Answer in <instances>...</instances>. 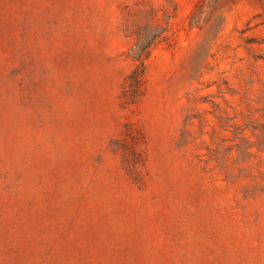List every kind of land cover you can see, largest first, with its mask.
Listing matches in <instances>:
<instances>
[{"label": "rangeland", "instance_id": "obj_1", "mask_svg": "<svg viewBox=\"0 0 264 264\" xmlns=\"http://www.w3.org/2000/svg\"><path fill=\"white\" fill-rule=\"evenodd\" d=\"M0 264H264V0H0Z\"/></svg>", "mask_w": 264, "mask_h": 264}, {"label": "trees", "instance_id": "obj_2", "mask_svg": "<svg viewBox=\"0 0 264 264\" xmlns=\"http://www.w3.org/2000/svg\"><path fill=\"white\" fill-rule=\"evenodd\" d=\"M141 80H142V69H137L132 74L131 83H132V86H133L134 89L138 88L141 85Z\"/></svg>", "mask_w": 264, "mask_h": 264}]
</instances>
